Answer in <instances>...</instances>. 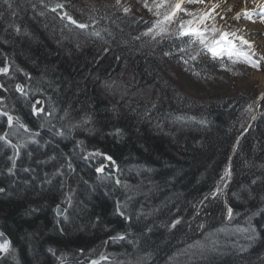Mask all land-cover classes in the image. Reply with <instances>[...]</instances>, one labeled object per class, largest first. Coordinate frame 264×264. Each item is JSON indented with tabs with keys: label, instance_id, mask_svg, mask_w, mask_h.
I'll return each mask as SVG.
<instances>
[{
	"label": "trees",
	"instance_id": "1",
	"mask_svg": "<svg viewBox=\"0 0 264 264\" xmlns=\"http://www.w3.org/2000/svg\"><path fill=\"white\" fill-rule=\"evenodd\" d=\"M53 1L0 0V264H264V105L234 154L225 219L208 195L252 110L145 77L146 50L87 0L61 1L88 25L90 45L74 42Z\"/></svg>",
	"mask_w": 264,
	"mask_h": 264
},
{
	"label": "rangeland",
	"instance_id": "2",
	"mask_svg": "<svg viewBox=\"0 0 264 264\" xmlns=\"http://www.w3.org/2000/svg\"><path fill=\"white\" fill-rule=\"evenodd\" d=\"M61 1L62 0H58V2L53 1V11L56 12V16L59 20H63V22L70 26V31H72L70 32V36L73 37L74 42L78 43L79 41L82 43V46L83 43L85 46H89L90 35L85 29H80L76 27V24L70 22L68 19L69 17L76 21V23L78 20L70 15L69 7H67L69 6L68 3H66L67 6H65ZM147 2L151 5L153 0H147ZM143 3L144 0H121L120 5H116V0H87L85 6L88 8H92L93 6L99 8L100 6V10L103 9L105 12L108 10V13L110 14L114 13L113 21L119 29V34L117 35L120 39L122 37L121 41L123 40L128 44L139 43L140 50L142 51L143 48L146 50V55H144L146 63L144 62L143 67L140 70L143 72L142 74L145 72V77L146 73L154 75L155 77L157 76L163 84L166 83L165 85L162 84L163 87L168 85V87H172L173 90L198 102L203 103L241 99L245 103L243 106L244 109L248 110V106L251 105L252 116H250L246 123L242 134L235 140L226 164L211 193L208 195L210 198H218L226 211L225 219H228L230 217L228 210L231 209V207L228 204L227 193L232 183L233 157L244 133L248 131L255 120L252 117L255 116L256 118L260 105H264V59H261V57H264V22H261L260 15V5L262 3L264 5V0H262L261 3H252L250 7H246L244 10H241L238 5L228 8H226L227 5H225L223 8H220L221 12H213V15L215 16L214 23L218 28L222 29L224 32L235 31L238 36H242L245 40L251 43V49H248L247 45H245L243 46V50L250 55L255 53L252 58L259 61V69L253 68L243 62L233 63L227 56L222 58L223 65L220 60L213 61L207 55H201L196 61H188V63H185V60L188 59V54L186 52H181L180 49L186 47L184 41L188 39L187 37L178 39L174 35H169L165 37H157L153 40L151 35H142L148 31L157 19L152 12H149L143 7ZM215 4L216 0H204L203 4H185L184 7L188 11L199 13L201 11L210 10L211 6ZM57 5H61L62 7H57ZM125 7L131 9L127 14L123 11V8ZM161 11H163V9ZM245 11L248 13H256V15H253L251 20L244 15H241L238 20L235 19L237 13H243ZM178 16L185 20L191 19V17L184 15V13H178ZM117 17H123L124 19L121 20ZM221 17H223V19ZM206 23L211 26L213 21L209 20L206 21ZM242 23L257 25L260 27V29H258L259 32H251L246 30V28H242ZM168 28L169 33H173L178 29V21L168 25ZM234 41L235 44L239 45V40ZM106 51L107 50L103 49L102 54L99 56L103 57ZM165 52H169L170 55L165 56ZM74 57L78 58L79 56H75L74 54ZM125 75H127L126 72ZM145 83L144 80V84ZM148 87H145L141 91L142 96L145 98H151L156 95L154 93L152 94V91L148 89ZM35 108L37 111L41 110L39 103L36 104ZM109 161L111 163V160L107 159L106 164ZM111 165L112 168H114L113 163H111ZM99 168H101V166ZM226 172L228 175H225ZM64 214V206L60 204L56 205L55 216L61 218ZM175 223L177 222H173L170 228H172ZM0 233H3L9 240L8 250L0 251V256L2 257L10 250L11 240L3 230L0 229ZM57 256L56 253L55 257ZM15 258L17 257L14 255L10 257L11 260H15ZM57 259L59 261L61 258L58 257ZM57 259L55 258V261ZM98 260L99 259H96L94 262ZM59 264L70 263L63 258Z\"/></svg>",
	"mask_w": 264,
	"mask_h": 264
},
{
	"label": "snow or ice",
	"instance_id": "3",
	"mask_svg": "<svg viewBox=\"0 0 264 264\" xmlns=\"http://www.w3.org/2000/svg\"><path fill=\"white\" fill-rule=\"evenodd\" d=\"M8 7H12L9 3V0H3ZM121 0H116V5H120ZM203 4L204 0H153L151 5L148 4L147 0H144L143 7L146 8L149 12H152L154 16L157 17L152 26L148 29L147 32L142 35L148 36L151 35L152 39L155 40L157 37H165L169 35H174L176 38H185L188 39L184 41L186 47L180 49L181 52H186L188 54V59L185 60V63L188 61H196L197 58L201 55H207L211 60L216 61L220 60L223 65V57L227 56L229 60L233 63L243 62L247 65L259 69V61L252 58L255 53L251 55L243 50V46L247 45L248 49L252 48L251 43L245 40L242 36H238L235 31L233 32H224L222 29L218 28L214 21L215 16L213 12L218 7V5H212L211 9L208 11H201L199 13L188 11L184 5L185 4ZM57 7H62L57 5ZM163 9V11H161ZM125 14L131 11L130 8H123ZM178 13H184V15L191 17V19H182L178 16ZM241 15H244L246 18L251 20L253 15L256 13H237L235 19H239ZM261 22H264V5L260 7ZM223 19V17H221ZM70 22L76 24V27L80 29H86L88 27L85 23H76L72 20L71 17L68 18ZM212 20L213 23L209 26L206 21ZM178 21V29L173 33H169L168 25ZM218 34V38H217ZM92 35L99 37V32H94ZM239 40V45L235 44L233 41ZM165 56L170 55L169 52L164 53ZM264 59V57H261ZM7 68H0V73H6ZM21 91V89H17ZM39 103V102H37ZM248 110H251V105L248 106ZM34 114H37V110L33 109ZM255 119V116L252 117ZM13 117L8 116L9 127L12 126ZM17 123H19L17 121ZM21 128H24L25 132H28L29 129L20 124ZM0 141L8 143L6 135L0 136ZM14 148L19 147V145H13ZM98 154V153H97ZM106 159H111V157H106ZM103 169L98 168L97 172H101ZM225 175H228L226 172ZM3 189H0L2 192ZM229 211V216L231 215V209ZM178 223V221H177ZM0 235H3L0 233ZM122 239V237H121ZM8 244L4 243L0 245V251H7Z\"/></svg>",
	"mask_w": 264,
	"mask_h": 264
},
{
	"label": "bare ground",
	"instance_id": "4",
	"mask_svg": "<svg viewBox=\"0 0 264 264\" xmlns=\"http://www.w3.org/2000/svg\"><path fill=\"white\" fill-rule=\"evenodd\" d=\"M261 1L262 0H216L215 5H218V7L215 9V13H216V11L221 12L220 8L221 7L223 8V6H225V5H227L226 8L238 5L239 8H241V10H244L246 7H250V5L252 3H255V2L261 3ZM262 5H263V3L260 6H262ZM241 26H242V28H246V30L251 31V32H257L258 29H260V27H258L257 25H252L249 23H242ZM234 43H235V41H234ZM18 87H20V86H18Z\"/></svg>",
	"mask_w": 264,
	"mask_h": 264
},
{
	"label": "water",
	"instance_id": "5",
	"mask_svg": "<svg viewBox=\"0 0 264 264\" xmlns=\"http://www.w3.org/2000/svg\"><path fill=\"white\" fill-rule=\"evenodd\" d=\"M20 88V87H19ZM3 234V233H2ZM4 243H7L8 246H9V240L8 238L3 234V235H0V245L4 244Z\"/></svg>",
	"mask_w": 264,
	"mask_h": 264
}]
</instances>
